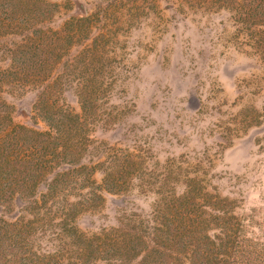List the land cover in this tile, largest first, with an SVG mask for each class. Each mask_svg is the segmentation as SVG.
Returning <instances> with one entry per match:
<instances>
[{
  "label": "rangeland",
  "instance_id": "obj_1",
  "mask_svg": "<svg viewBox=\"0 0 264 264\" xmlns=\"http://www.w3.org/2000/svg\"><path fill=\"white\" fill-rule=\"evenodd\" d=\"M14 1L20 18L14 33L0 36V69L9 67L11 50L22 41L17 32L59 30L73 19L70 30L80 27L87 35L73 39L49 81L59 79L62 101L76 112L78 83L92 81L87 90L96 102L80 165L100 164L93 178L101 184L113 158L130 153L139 163L122 194L99 190L102 199L92 200L89 186L71 188L37 213L31 202L40 200L54 173L75 166L64 164L32 198L0 203V219L36 222L26 238H16L23 248L9 249L0 264H26L29 254L34 264H88L79 258L86 242L63 238L55 226L68 203L85 201L72 222L88 236L140 220L150 225L159 195L149 181L165 175L181 178L165 194H182L184 177L197 176L206 190L234 200L245 224L240 263L264 264V15L241 16L215 0ZM41 90L3 87L15 123L45 129L33 118ZM251 114L261 115L259 123L246 128ZM48 216L55 219L48 222ZM95 264L136 261L101 255Z\"/></svg>",
  "mask_w": 264,
  "mask_h": 264
},
{
  "label": "trees",
  "instance_id": "obj_2",
  "mask_svg": "<svg viewBox=\"0 0 264 264\" xmlns=\"http://www.w3.org/2000/svg\"><path fill=\"white\" fill-rule=\"evenodd\" d=\"M215 1L220 2L219 8L243 12L241 16L248 12L264 15V0ZM19 18V5L14 0H0V36L14 33L12 31L18 27L14 23ZM77 20L84 22L87 18ZM72 22L73 19L66 21L59 30L26 31L23 28L17 32L22 35V41L11 50L9 67L0 69L1 204H7L17 196L32 198L47 176L64 164L75 166L54 173L40 200L31 202L37 213L54 201L61 191L89 186L91 199H102L99 190L122 194L127 192L134 177L132 169L139 162L130 153L110 161L107 166L109 171L105 172L101 184H96L93 178L95 169L102 167L100 164L80 165L88 145L87 126L96 102L95 94L87 90L92 81L83 78L78 83L80 112L62 101L59 79L49 81L57 64L75 44L73 39L87 35L80 27L70 30ZM87 52L82 51L80 56ZM9 83L17 84L22 89L42 87L33 106V118L34 122L43 121L45 129L13 121L14 107L2 97L3 87ZM259 116L252 117L251 114L246 128L258 124ZM177 179L181 180L165 175L149 181L152 189L158 186L155 192L159 195L150 225L140 220L137 226L128 227L129 224H125V228H112L88 236L72 222L75 210L85 202L79 200L64 205L67 211L65 217L55 225L60 228L58 234L70 241L84 240L86 243L79 247V258L86 259L88 264H95L101 255L118 260L128 258L135 260L136 264H243L240 262L245 257L242 249L245 224L234 213V200L206 190L205 184L197 176L184 177L185 190L182 194H165V187L178 182L175 181ZM53 219L55 217L48 216V222ZM35 225L36 222H25L24 219L16 222L0 219L1 263L8 258L9 249L23 248L16 238H26L29 231L36 228ZM91 257L93 260H89ZM31 258L30 254L26 256L25 263L34 264Z\"/></svg>",
  "mask_w": 264,
  "mask_h": 264
}]
</instances>
